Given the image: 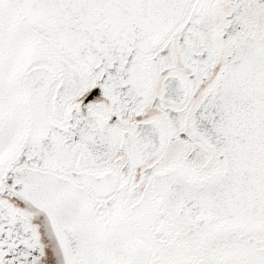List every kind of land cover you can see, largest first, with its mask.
Here are the masks:
<instances>
[{
	"label": "snow or ice",
	"instance_id": "obj_1",
	"mask_svg": "<svg viewBox=\"0 0 264 264\" xmlns=\"http://www.w3.org/2000/svg\"><path fill=\"white\" fill-rule=\"evenodd\" d=\"M0 264H264V0H0Z\"/></svg>",
	"mask_w": 264,
	"mask_h": 264
}]
</instances>
